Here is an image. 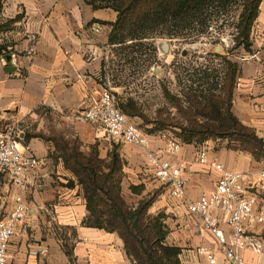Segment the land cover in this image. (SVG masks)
Wrapping results in <instances>:
<instances>
[{
  "label": "crops",
  "instance_id": "crops-1",
  "mask_svg": "<svg viewBox=\"0 0 264 264\" xmlns=\"http://www.w3.org/2000/svg\"><path fill=\"white\" fill-rule=\"evenodd\" d=\"M90 1L0 0V20L13 21L7 51L0 54V135L18 136L22 147L42 162L30 177L29 211L9 244L11 264H132L116 232L83 223L86 201L63 159L71 143H80L78 149L86 155L96 148L100 159L106 157L108 146L96 124L73 120L97 98L114 57L108 38L117 12L95 8ZM249 43L237 61L231 111L264 142V0L259 2ZM224 143L208 139L182 144L178 158L194 173L186 189L189 198L212 188L217 177L214 170L197 163L201 145L208 149V160L215 159L229 170L262 166L264 157L256 160ZM164 144L163 137L151 139L155 149H163ZM135 149L140 155L127 158L136 165L135 173L141 165L152 175L147 163L144 167L146 157ZM70 180L73 188L65 186ZM11 205V194L1 198L2 216ZM160 210L170 229L166 243L182 248L181 264H203L195 252L203 233L183 200L170 198L164 189L149 208L153 214Z\"/></svg>",
  "mask_w": 264,
  "mask_h": 264
},
{
  "label": "rangeland",
  "instance_id": "rangeland-1",
  "mask_svg": "<svg viewBox=\"0 0 264 264\" xmlns=\"http://www.w3.org/2000/svg\"><path fill=\"white\" fill-rule=\"evenodd\" d=\"M248 1L231 0L224 8L211 9L208 12L210 17L206 24H201L202 19L199 18L191 24L185 23L184 25L181 21L178 28L170 25L160 28L162 30L158 28L159 33L168 34L172 31L177 35L176 37L150 38L146 40L147 42L144 41L142 46L134 47L138 49V52H130L129 48L125 52H129L127 55L120 54L119 50L114 52V57L107 64L106 75L109 84L116 91L120 101L125 102L126 98H132L137 102L139 116L135 115L130 118L144 132L155 136L165 135L167 137L168 135L182 141L179 137L181 129L190 127V124L183 118L180 109L188 110V104L183 102L181 108L177 107L167 97V92L181 101L185 100L183 94L186 91L200 93L202 97H209L213 94L224 100L223 113H227L228 107L231 110L232 98L228 100L226 93L229 86L227 75L230 76L233 66L237 69V61L243 56L244 46L235 38L244 25L241 15ZM12 22L11 20H0V54L7 51ZM148 43L154 46L153 51L147 49L146 44ZM162 43L168 44L167 50L162 49ZM127 45H130V41L126 42L122 48ZM122 55L127 58H123ZM125 59L130 62H126ZM223 85L227 86L224 90ZM233 86L234 80L231 82V94ZM192 112L197 111L192 109ZM204 113L207 118L196 114L194 120L199 124L206 123L211 126L220 124L213 119L214 112L211 108H207ZM228 124L229 121L226 120L225 125ZM152 129L154 130L149 133L148 130ZM221 140L226 142L224 143L226 148L249 153L257 160L251 152L233 149L235 144L231 143V138H221ZM102 141L108 143L107 150L104 151L105 158L97 157L96 148L90 151L95 154L94 157L97 160L107 165L111 163L113 157H117L118 170L114 177L121 179V196L125 203L135 208L140 202L150 201L146 208V215L164 214L161 210L155 214L149 212V208L164 189L154 182L151 173L144 171L141 165L140 167L137 165L141 169L140 172L135 173L136 165L127 159L132 154L140 155L135 147L130 144ZM79 144L75 142L71 143V146L78 149ZM263 157L264 150L259 159ZM145 163L147 162L144 160V167ZM6 183V179L0 173V201L9 194L12 196L10 185L7 183L9 185L7 190ZM131 186L137 187L138 191L131 189ZM4 208L5 206L1 208V216ZM166 219L167 217L164 218V223ZM167 231H170L168 226Z\"/></svg>",
  "mask_w": 264,
  "mask_h": 264
},
{
  "label": "built area",
  "instance_id": "built-area-1",
  "mask_svg": "<svg viewBox=\"0 0 264 264\" xmlns=\"http://www.w3.org/2000/svg\"><path fill=\"white\" fill-rule=\"evenodd\" d=\"M73 120L94 123L111 143L130 144L142 151L154 182L170 198L183 200L188 214L197 218L195 224L203 236L195 252L203 264H264V161L256 170H229L215 159L208 160V149L199 146L197 163L214 170L217 177L212 188L191 199L186 189L194 173L178 158L183 142L160 135L164 148H153L151 139L155 135L144 132L121 111L108 78L97 98ZM41 164L40 158L22 147L18 136L0 135V173L12 190L11 209L0 218V264H11L9 244L29 211L26 193L30 177ZM132 264L138 263L132 259Z\"/></svg>",
  "mask_w": 264,
  "mask_h": 264
},
{
  "label": "trees",
  "instance_id": "trees-1",
  "mask_svg": "<svg viewBox=\"0 0 264 264\" xmlns=\"http://www.w3.org/2000/svg\"><path fill=\"white\" fill-rule=\"evenodd\" d=\"M230 1L91 0L90 3L95 8L108 7L117 12L116 20L110 24L111 32L108 41L114 46V52L119 50L120 54H124L128 48L131 50L130 52H138V49L134 47L142 46L143 42L150 38L176 37L177 34L172 31H169L168 34L158 32L160 28L167 25L178 28L181 21L184 25L185 23L191 24L199 18L202 19L201 24H206L210 17L208 12L211 9L224 8ZM259 2L260 0H249L241 15L244 25L235 40L242 43L246 49L250 44L249 34L257 16ZM128 41H130V45L122 48ZM146 46L148 50H154L152 43H148ZM125 54H129V52ZM122 57L127 58L125 55ZM125 61L130 62L126 59ZM235 72L236 69L233 66L230 76L227 75L228 100L230 97L232 98L230 88ZM226 87L223 85V90ZM183 96L185 100L181 101L167 92V97L177 107L181 108L183 102L188 104V110L180 109L183 118L190 124V127L181 129L179 137L183 143L229 137L231 143L235 144L233 149L251 152L257 159L261 157L264 150L263 140L249 127L243 125L233 115L229 107L227 113H223V99L213 94L209 97H202L200 93L191 91L184 92ZM119 107L128 117L139 116L137 102L132 98H126L125 102L119 100ZM207 108L213 110V119L219 122V125L199 124L194 120L196 114L207 118L204 113ZM192 109L197 112H192ZM226 120L229 121L228 125H225ZM153 130H148V132L151 133ZM257 152L260 153L257 154ZM94 155L92 153L86 155L72 146L67 147L63 154L65 166L75 176L76 184L81 188L86 201L88 214L83 223L87 226L116 232L123 240L127 254L138 264H181L179 256L182 248L166 243L168 231L167 225L164 223L165 215H146V208L150 201L140 202L135 208L127 205L121 196V179L114 177L118 170L117 157H113L111 163L107 165L103 161L97 160ZM65 186L73 188L74 183L70 180ZM131 189L138 191L137 187L131 186Z\"/></svg>",
  "mask_w": 264,
  "mask_h": 264
},
{
  "label": "water",
  "instance_id": "water-1",
  "mask_svg": "<svg viewBox=\"0 0 264 264\" xmlns=\"http://www.w3.org/2000/svg\"><path fill=\"white\" fill-rule=\"evenodd\" d=\"M161 47L165 51V50H167L168 44L167 43H162Z\"/></svg>",
  "mask_w": 264,
  "mask_h": 264
}]
</instances>
